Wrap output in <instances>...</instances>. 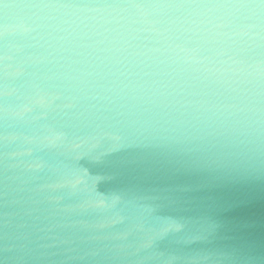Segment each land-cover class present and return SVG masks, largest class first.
Wrapping results in <instances>:
<instances>
[{
  "label": "clouds",
  "instance_id": "9594fccd",
  "mask_svg": "<svg viewBox=\"0 0 264 264\" xmlns=\"http://www.w3.org/2000/svg\"><path fill=\"white\" fill-rule=\"evenodd\" d=\"M0 264H264V0H0Z\"/></svg>",
  "mask_w": 264,
  "mask_h": 264
},
{
  "label": "water",
  "instance_id": "95a60500",
  "mask_svg": "<svg viewBox=\"0 0 264 264\" xmlns=\"http://www.w3.org/2000/svg\"><path fill=\"white\" fill-rule=\"evenodd\" d=\"M155 165H152V164H144L142 166V169L143 171L140 173V175H144L146 172H148L149 169H152L153 170V173L155 171ZM155 175H158V173L154 174L153 175V178H155ZM251 214H256V215H259V209L258 208H252V209H241V210H238L236 213H234L233 215L236 217V218H239V217H242V216H245V215H251Z\"/></svg>",
  "mask_w": 264,
  "mask_h": 264
}]
</instances>
